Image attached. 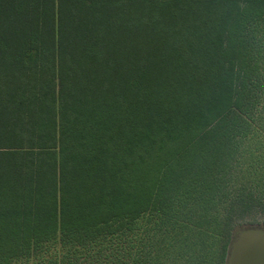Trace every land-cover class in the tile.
I'll list each match as a JSON object with an SVG mask.
<instances>
[{"label":"trees","instance_id":"1","mask_svg":"<svg viewBox=\"0 0 264 264\" xmlns=\"http://www.w3.org/2000/svg\"><path fill=\"white\" fill-rule=\"evenodd\" d=\"M264 207V0H0V264H226Z\"/></svg>","mask_w":264,"mask_h":264},{"label":"water","instance_id":"2","mask_svg":"<svg viewBox=\"0 0 264 264\" xmlns=\"http://www.w3.org/2000/svg\"><path fill=\"white\" fill-rule=\"evenodd\" d=\"M226 264H264V229L239 231L230 244Z\"/></svg>","mask_w":264,"mask_h":264},{"label":"rangeland","instance_id":"3","mask_svg":"<svg viewBox=\"0 0 264 264\" xmlns=\"http://www.w3.org/2000/svg\"><path fill=\"white\" fill-rule=\"evenodd\" d=\"M233 219L236 223L235 228L231 234L228 250L230 248L231 242L236 238L237 233L242 229L246 228H261L264 229V207L252 206L247 208L236 207L232 211ZM220 249V244H216L212 250L213 260L210 264H217V256Z\"/></svg>","mask_w":264,"mask_h":264}]
</instances>
